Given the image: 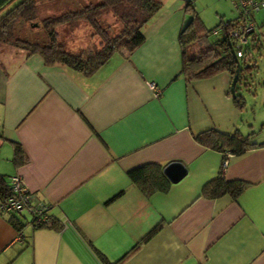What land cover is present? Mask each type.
<instances>
[{
    "label": "crops",
    "instance_id": "obj_1",
    "mask_svg": "<svg viewBox=\"0 0 264 264\" xmlns=\"http://www.w3.org/2000/svg\"><path fill=\"white\" fill-rule=\"evenodd\" d=\"M161 1L144 42L91 74L0 42V172L21 174L34 201L63 225L34 227L24 212L20 233L0 213V264H104L96 248L116 261L160 222L122 264H264V86L258 82L259 101L245 112L234 102L229 70L188 80L180 32L189 0ZM192 1L206 26L208 8L219 23L240 15L232 0ZM251 16L263 34L264 16ZM212 127L256 132L255 146L227 153L225 176L248 182L238 197L201 195L225 160L195 138ZM173 160L188 172L177 182L167 176L165 191L148 195L129 175Z\"/></svg>",
    "mask_w": 264,
    "mask_h": 264
},
{
    "label": "trees",
    "instance_id": "obj_2",
    "mask_svg": "<svg viewBox=\"0 0 264 264\" xmlns=\"http://www.w3.org/2000/svg\"><path fill=\"white\" fill-rule=\"evenodd\" d=\"M45 1L47 0H0V14L3 13L0 16V42L20 45L27 50L28 55L38 53L47 63H63L86 74L95 72L117 52L133 53L146 38L144 26L162 7L161 0H97L87 5L67 8L43 17L38 22L43 31V36L39 39L22 37L19 33L20 24L23 26L36 20L39 6ZM186 10L188 21L180 32V41L183 47L182 72L188 80L209 77L225 69L234 75L238 67L236 59L238 57L241 62V73L240 81L237 84V94L233 98L235 104L239 108H243L246 105V97L238 92V89L241 84L250 87L254 84V73L258 68L257 61L252 60L250 56L252 52L247 43L252 40L253 48H255L259 46L262 39L261 34L256 30V24L255 29L248 35V42L244 44V54L239 56L237 53L239 50L238 39L231 32L243 28L248 20L254 21L253 17L244 18L240 14L235 19H223L214 28H208L192 0L187 2ZM105 11L114 14L117 18L116 22L108 26L103 25L102 18ZM83 22L89 24L95 30L94 32L101 36V45L93 49H83L84 47H82L79 51L67 48L66 43L61 39L62 28L64 26L75 28ZM118 22L120 23L119 30L111 31L110 27L115 26ZM219 28L222 29L223 35L218 39H210V34L216 33ZM261 85L264 86V81L261 82ZM255 134L254 131L244 134L239 130L228 132L212 127L196 133L195 138L208 147L222 151L226 160L228 152L240 155L255 146L257 144L253 141ZM14 160L16 163L25 160V153L20 146L16 148ZM224 162L220 173L204 184L202 196L214 198L229 193L238 197L248 186V182L242 179H228L224 174ZM15 175H20L22 183L25 185L22 175ZM129 175L148 195L156 190L165 191L172 184L164 172V166L157 162H148L137 166L129 171ZM11 178L0 172V213H4L3 202L14 194ZM9 219L21 233L27 221L22 217V213H9ZM33 226H54L60 229L63 225L50 214L48 221ZM161 226L162 222L158 223L132 249L116 261H110L102 251L96 248L97 253L104 264H122Z\"/></svg>",
    "mask_w": 264,
    "mask_h": 264
},
{
    "label": "rangeland",
    "instance_id": "obj_3",
    "mask_svg": "<svg viewBox=\"0 0 264 264\" xmlns=\"http://www.w3.org/2000/svg\"><path fill=\"white\" fill-rule=\"evenodd\" d=\"M94 1L97 0H47L41 3V5L39 6V13L36 20H34L33 22H28L27 25L22 26L20 24L19 33L22 37L39 39L43 36V31L38 22L43 17L51 13L60 12L67 8L87 5L90 2H94ZM196 7L198 8L197 4ZM214 13L215 10L213 11L212 8H208V10L206 11L204 10V14H208L207 15L208 22H206L208 28H214L220 21V19L214 18L215 17ZM255 13L257 16V20L261 21L262 16H264V7H262L260 11L258 10V12L256 11ZM116 19H117L116 16L111 12L105 11L103 13L102 20H103V25L105 26H108L111 23L116 22ZM115 26L113 25L112 27H110V30L113 32L114 30H119L120 23L118 22L117 24H115ZM257 30H258V26H257ZM260 30L263 31V34L260 33L263 44L262 47H260V49L255 50V48H253L254 45L252 43L253 42L252 40L249 43H247V45L250 47V50L252 52L250 53L252 60H256L258 63V68L254 73L255 75L254 84L251 87L249 85H244V86L240 85V89H238V92L244 94V96L246 97V105L243 107L244 108L243 111L245 112L252 111L251 107L254 106L253 102H255L254 104L258 103L259 100L256 98L255 93H257L258 91L257 89L261 87V85L258 82H263L264 80V27L261 28ZM94 31L95 30L86 22L79 24L75 28L70 26H64L62 28L61 39L64 40V42L67 45V48L71 50L79 51L81 50L82 47H84L83 49H88V48L93 49L100 46L102 43L101 36L95 33ZM219 35L220 34H214L213 32L212 34H210L209 37L210 39H218L220 37ZM13 46L14 45L12 44H7L6 47L8 48L11 47V49L17 47L23 53H28L27 50L22 48L20 45L19 46L15 45L14 47ZM232 96L234 97L233 94Z\"/></svg>",
    "mask_w": 264,
    "mask_h": 264
},
{
    "label": "built area",
    "instance_id": "obj_4",
    "mask_svg": "<svg viewBox=\"0 0 264 264\" xmlns=\"http://www.w3.org/2000/svg\"><path fill=\"white\" fill-rule=\"evenodd\" d=\"M239 8L240 14L244 18L251 16L256 11L264 7V0H232ZM256 27V23L251 20L246 22V25L241 29H235L231 32L232 35L238 39V55L244 54V44L248 42L249 33ZM151 88L157 95L161 93V88L155 82H149ZM228 159L225 160L224 166L226 167ZM14 194L5 200L2 204L4 213H24L27 212L31 215L29 223L32 225H39L48 221L50 215L49 205L34 201L33 195L29 192V188L22 183L20 175H14L11 178Z\"/></svg>",
    "mask_w": 264,
    "mask_h": 264
},
{
    "label": "water",
    "instance_id": "obj_5",
    "mask_svg": "<svg viewBox=\"0 0 264 264\" xmlns=\"http://www.w3.org/2000/svg\"><path fill=\"white\" fill-rule=\"evenodd\" d=\"M233 51V54L236 53ZM238 61V67L236 69L235 74L233 75V79L231 82V92L235 96L237 94V84L240 81V73H241V62L238 57H236ZM165 174L174 182L181 180L188 172V168L186 164L179 160H173L168 163L164 168Z\"/></svg>",
    "mask_w": 264,
    "mask_h": 264
}]
</instances>
